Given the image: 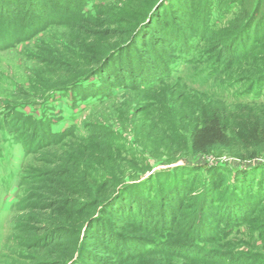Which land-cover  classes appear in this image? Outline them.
Masks as SVG:
<instances>
[{
	"label": "trees",
	"instance_id": "1",
	"mask_svg": "<svg viewBox=\"0 0 264 264\" xmlns=\"http://www.w3.org/2000/svg\"><path fill=\"white\" fill-rule=\"evenodd\" d=\"M89 1L85 0L79 10L83 11ZM196 2L124 0L115 15H98L92 18V22L83 19L82 24L69 35V41L78 45L79 54L68 55L64 63L45 65V73L37 81L43 82V78L48 76H66L62 82L72 83L69 87H72L74 95H77L75 91L79 87L84 91L91 88L84 94L85 98H96L98 96L90 92L104 95L107 79H115V70L111 66L116 58L120 59L125 45L133 43L140 48L147 45L149 39H160L164 48L179 51L182 56H187L183 59L192 60L191 54L199 51L200 41L209 39L214 42L210 25L217 2L218 6L224 5L222 7L227 13L237 8L229 30L243 36L240 57L247 60L248 56L264 51V44H261L264 41V0H203L199 9ZM185 10L191 18L200 16L202 24L198 27L184 25L187 26L184 38L177 39L172 47L166 39L168 29L164 32L157 28L169 17L176 22H185ZM134 14L138 16L136 20L142 22L136 35L132 28L137 26V22L129 21L135 17ZM141 33L144 36L138 41ZM12 37L14 39V35ZM71 66L81 69L80 73L73 74ZM175 68V63L171 65L168 62L162 76L147 84L144 80L140 83L138 92L149 105L140 109L137 116L142 120V130L147 138L158 141L162 149L174 154L173 158L188 153L197 156L227 152L240 160L253 161L264 152L263 109L251 104L231 109L208 93L192 90L187 85H166L165 81L172 79ZM123 76L126 84L120 88L125 89L132 83L127 80V75ZM92 77H97L99 82L85 86ZM260 80L264 84V74ZM23 121L26 125L32 124L29 117ZM34 122L33 127L41 128L54 140L62 139L69 131L52 130L51 120ZM113 155L114 146L108 140L92 138L80 141L77 155L68 157L73 170L62 172L58 181L49 183L47 191L51 201L47 207L50 215L46 228H62V231H53L47 237L45 243L48 246L59 247L72 237L83 240L86 247L81 248L80 258H75V264H215L213 257L205 254L206 244L227 239L224 250L234 254L229 262L250 264V260L244 263L246 257L240 258L241 254L235 250L253 245L257 232L264 242V165H256L250 172L211 167L206 178L200 167L159 171L138 184L145 192L143 197L136 195L137 187L135 190L131 187L134 193L129 194L113 179L99 180L93 176L90 179L87 176L91 169L93 175L94 168L103 167ZM72 173L78 177H71ZM79 176L87 180V190L77 183ZM184 210L191 211L192 218L188 223L183 219ZM259 210L261 216L258 218ZM244 225L250 226L252 241L245 243L241 239H228ZM69 228L70 231H65ZM206 230L211 233H206ZM54 252L52 257L60 254L57 250ZM112 253L116 256L110 260Z\"/></svg>",
	"mask_w": 264,
	"mask_h": 264
},
{
	"label": "rangeland",
	"instance_id": "2",
	"mask_svg": "<svg viewBox=\"0 0 264 264\" xmlns=\"http://www.w3.org/2000/svg\"><path fill=\"white\" fill-rule=\"evenodd\" d=\"M84 1L0 0V8L5 9L0 11V264H75V258H80L81 248L86 247L80 238L64 240L59 247L45 243L53 231H62V228H46L50 215L47 207L51 201L47 188L58 181L62 172L73 170L68 157L77 155L80 141L98 138L108 140L114 146L113 157L100 169L94 168L93 175L91 169L87 174L90 179L92 176L99 180L113 179L129 194L137 187L136 195L143 197L145 192L140 183L159 171L200 167L206 178L211 167L250 172L256 165H264V152L253 161L240 160L227 152L197 156L188 153L173 158L172 152L145 136L142 120L137 116L140 109L149 105L138 92L142 80L147 84L162 76L168 62L175 63L176 68L172 79L165 81L166 85H187L192 90L208 93L231 109L251 104L264 110V84L260 80L264 74V51L248 56L247 60L240 57L243 36L229 30L236 7L227 13L224 5L218 6L217 2L210 25L214 42L200 41L199 51H194L196 53L191 54L189 61L183 59L187 56H182L179 51L164 48L160 39H149L147 45L140 48L127 43L120 59L116 58L111 66L115 70V79H107L104 95L90 92L98 97L86 100L84 94L91 88L84 91L79 87L74 95L69 87L72 83L62 82L66 76H48L43 82L37 81L44 75L45 65L64 63L68 55L79 54L78 45L69 41V35L83 19L92 22L98 15H115L124 0H90L80 11ZM196 3L199 9L203 0ZM183 17L185 22H176L169 17L157 28L164 32L168 29L166 39L172 47L177 39L184 38L187 27L184 25L198 27L202 24L200 16L191 18L186 10ZM137 18L129 20L130 23L137 22L132 28L135 35L142 25ZM142 34L138 41L144 36ZM189 37L192 39L193 36ZM80 70L74 66L70 68L73 74H79ZM123 75H127V80L132 83L125 89L120 88L126 84ZM96 78L92 77L85 86L99 82ZM25 117H29L32 124L51 120L52 130L69 131L62 139L54 140L41 128L30 123L26 125ZM71 177L78 176L72 173ZM77 181L87 190L86 179L79 176ZM182 215L186 223L192 218L191 211L184 210ZM260 216L261 210L256 217ZM249 227H240L228 239L252 241ZM209 231L206 233H211ZM254 236L253 245H244L235 251L241 254L240 258L246 257L244 263L250 260V264H264V242L258 232ZM226 240L206 244L205 254L213 257L215 264H231L229 261L234 254L224 250ZM55 250L60 254L52 257ZM115 256L112 253L110 260ZM59 258L62 259L59 261Z\"/></svg>",
	"mask_w": 264,
	"mask_h": 264
}]
</instances>
